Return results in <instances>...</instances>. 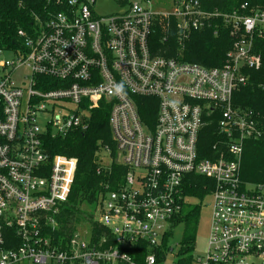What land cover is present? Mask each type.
Masks as SVG:
<instances>
[{"label":"built area","instance_id":"1","mask_svg":"<svg viewBox=\"0 0 264 264\" xmlns=\"http://www.w3.org/2000/svg\"><path fill=\"white\" fill-rule=\"evenodd\" d=\"M96 1L56 0L60 9L44 21L36 16L31 34L18 29L16 50H0V264H178L176 252L169 258L170 238L167 250L163 241L190 175L211 181L207 250L190 264H264V179L241 176L244 143L264 130L258 113L233 104L247 71L261 66L253 38L264 35V6L244 1L219 11L173 0L159 12L144 0H113L114 12L97 14ZM217 18L233 38L221 66L151 48L159 27L163 42L173 27L183 47L191 31ZM101 99L110 104L115 153L99 146L97 172L112 163L125 172L114 188L104 184L91 226L75 228L62 244L53 237L55 217L76 158L50 156L43 144L48 135L85 131ZM212 118L215 140L203 157L200 133ZM7 228L17 242H7Z\"/></svg>","mask_w":264,"mask_h":264},{"label":"trees","instance_id":"2","mask_svg":"<svg viewBox=\"0 0 264 264\" xmlns=\"http://www.w3.org/2000/svg\"><path fill=\"white\" fill-rule=\"evenodd\" d=\"M208 9L228 11L247 1L250 5L264 6V0H199ZM60 9L56 0H0V50H16L20 44L18 29L31 34L37 27L35 17L45 20L48 12ZM173 23V22H172ZM163 30L159 27L152 36V49L164 56L176 57L189 62H196L205 67L221 66L225 53L230 49L233 38L221 18L214 20L213 25L191 31L184 40L183 47L177 44L176 31H168L167 42L162 41ZM254 51L260 54L259 69L247 71L248 80L233 95V104L242 109H252L258 113V119L264 130V35L253 38ZM110 104L101 99L99 105L90 113L89 126L85 131L70 130L64 137L46 136L43 146L50 156L61 154L76 158V168L67 199L60 205L56 215L57 228L53 233L56 241L65 243L75 228L92 223V211L96 207L105 183L111 188L116 181H121L125 168L112 163L111 168L101 169L97 149L107 146L114 150L108 123ZM147 115L151 113L147 111ZM148 122V118L145 119ZM215 119L212 118L202 128L200 143L202 156H210L211 146L215 140ZM112 151V155H113ZM242 178L248 182H259L264 179V132L258 140H247L244 143L241 160ZM191 183L184 188L186 201L172 221L171 230L163 241V248L169 247L168 239L173 229L182 226V238L176 250L178 264H190L193 259V240L200 206L191 200H202L211 190V181L203 176L190 175ZM88 208V209H85ZM51 234V232H48ZM12 228L5 230V239L16 241ZM9 246L7 247H10ZM144 249V248H143ZM145 253V249H144ZM162 257V254H161Z\"/></svg>","mask_w":264,"mask_h":264},{"label":"rangeland","instance_id":"3","mask_svg":"<svg viewBox=\"0 0 264 264\" xmlns=\"http://www.w3.org/2000/svg\"><path fill=\"white\" fill-rule=\"evenodd\" d=\"M142 3L146 6H149L152 10L159 12H168L173 7V0H149V2H146L144 0ZM116 6L117 4L113 0H97L95 2V10L97 14H108L114 12ZM4 56L8 57L9 53H5ZM24 73H25L24 71L19 72L20 75ZM109 151L110 153H112V151L113 153H115L114 150H112L111 148H109ZM101 157H102L103 167L105 168L109 167L111 160L110 157L108 156V153L106 151H102ZM191 201L193 203H196V205L200 206L197 225L194 234V240H193V255L203 256L207 250V240H208L209 226H210V214H211L210 196L207 195L202 200L195 198ZM182 230L183 229L181 225H178L173 229L172 236L169 239V244L173 249V252L169 257L170 259L174 256L179 246V243L182 238ZM25 264H34V263L26 262ZM48 264H52V263H48Z\"/></svg>","mask_w":264,"mask_h":264}]
</instances>
